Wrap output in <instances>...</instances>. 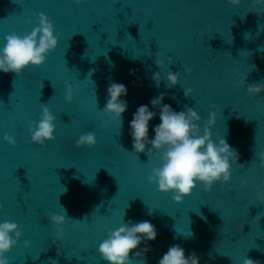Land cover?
I'll list each match as a JSON object with an SVG mask.
<instances>
[{"label":"water","instance_id":"water-1","mask_svg":"<svg viewBox=\"0 0 264 264\" xmlns=\"http://www.w3.org/2000/svg\"><path fill=\"white\" fill-rule=\"evenodd\" d=\"M249 3L0 0V42L31 31L35 25L26 21H35L37 13L52 23L57 39L40 66L19 75L0 73V136L16 141L13 148L0 140V220L15 222L21 232L6 253L9 264H106L96 247L123 211L125 221L148 220L157 230L146 264H157L173 244L185 255L196 253L199 264H241L244 257L264 264V200L257 198L264 195V169L255 161V152L264 151V94L251 96L236 85L243 78L264 81V51H258L264 47V14L249 11ZM157 52L172 59L168 70L180 73L173 88L164 79L158 87L151 80ZM111 82L127 87L119 135L118 124L100 111ZM66 84L73 86L71 102L63 99ZM180 84L193 89L191 96H183ZM160 92L175 111L193 107L201 128L208 112L220 109L211 137L224 136L238 154L226 184L207 192L197 185L173 203L171 193L146 181L160 161L131 153L128 120L137 105ZM45 104L56 120L54 139L41 149L30 142L28 125ZM158 123L149 122V138ZM88 131L95 146L76 147L75 139ZM61 207L66 218L58 233L48 216L62 214Z\"/></svg>","mask_w":264,"mask_h":264},{"label":"clouds","instance_id":"clouds-1","mask_svg":"<svg viewBox=\"0 0 264 264\" xmlns=\"http://www.w3.org/2000/svg\"><path fill=\"white\" fill-rule=\"evenodd\" d=\"M82 2L83 0H73L77 5ZM225 2L232 7H238L240 4V0ZM248 7L249 11L257 15L264 14V0H250ZM26 22L35 25L31 31L23 35L15 33L5 35L0 42V73L11 72L19 75L25 67H38L44 63L48 53L56 48L57 39L53 35V25L44 14L37 13L35 21ZM228 42L231 43V40ZM258 51H264V47L258 48ZM160 55L159 52L156 53L154 63L158 71L152 73L151 80L158 87L160 81L164 79L165 87L173 88L177 85L180 73L168 70V65L173 63L172 59L170 57L160 59ZM190 71L189 68H185V75ZM129 74L132 75L133 70H130ZM236 85L243 87L251 96L264 94V81L246 83L243 78L238 80ZM180 86L185 98L191 96L193 93L191 87L182 84ZM72 93V84H66L63 96L65 102H71ZM126 96L127 87L123 83H109L106 87V100L100 110L111 122L118 124L117 135L120 134L123 125V113L128 108V101L121 98ZM165 96L166 92H160L150 98L147 104L136 106L131 113V119L128 120V136L131 153L135 156L144 153L148 158L155 156L160 161L158 167L151 168L145 177L146 181L155 184L158 192L171 193L173 203H180L197 185L207 192L213 184H226L230 180L232 165H237L238 154L226 142L224 136L220 135L215 140L211 137L209 129L217 118L222 117L220 109L209 111L201 128L198 126L201 116L193 107L185 106L184 110L175 111L169 104L163 103ZM170 98L176 99L174 94ZM157 108L158 112L150 110ZM154 118H158L159 123L152 125V136L149 138V122ZM55 120L56 117L50 112L47 104L41 105L38 118L28 125L30 142L43 149L46 142L54 139ZM0 140L10 147H16L15 139L7 133L0 136ZM95 144L96 137L91 131L80 134L74 141L78 148L91 149ZM255 156L257 166L264 169V151L255 152ZM239 166L244 168L243 164ZM261 183L264 184V181ZM244 186L246 181H241V187ZM257 198L264 200V195L258 192ZM61 209L62 214L52 213L48 216L50 224L58 233L62 231L61 226L66 218V210L63 207ZM148 214L151 215V210ZM123 217L124 211L118 226L106 233L105 238L97 245L96 252L106 264H133L135 258H138V264H146L144 257L150 251L148 242L155 241L157 230L148 220L125 221ZM20 235L21 232L15 222L0 220V264H9L6 253L16 246ZM142 244L144 246L139 247ZM24 247H28L27 241L24 242ZM199 259L196 253L185 255L182 247L173 244L161 255L157 264H199ZM241 264L260 262L244 257Z\"/></svg>","mask_w":264,"mask_h":264},{"label":"snow or ice","instance_id":"snow-or-ice-1","mask_svg":"<svg viewBox=\"0 0 264 264\" xmlns=\"http://www.w3.org/2000/svg\"><path fill=\"white\" fill-rule=\"evenodd\" d=\"M138 160V159H137Z\"/></svg>","mask_w":264,"mask_h":264}]
</instances>
